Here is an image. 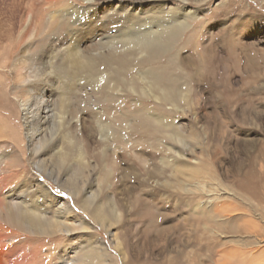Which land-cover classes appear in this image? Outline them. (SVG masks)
Here are the masks:
<instances>
[{"label":"rangeland","instance_id":"1","mask_svg":"<svg viewBox=\"0 0 264 264\" xmlns=\"http://www.w3.org/2000/svg\"><path fill=\"white\" fill-rule=\"evenodd\" d=\"M39 1L40 33L27 41L23 27L39 20L26 10L28 1L19 13L23 23L13 27L19 0H0V191L6 192L0 201V264H264V0H166L167 9L181 6L198 17L176 36H144V54L113 48L103 36H119L127 12L146 10L150 0ZM69 4L85 11L64 10ZM56 10L60 14L53 18ZM93 15L113 30L89 35L81 43L83 54L121 57L133 67L123 79L113 74L114 62L102 70L108 78L101 84L90 79L75 85L73 101L80 105L67 119L87 159L78 167L72 156L65 162L53 158L42 167L32 154L17 97L32 89L20 79L16 62L27 49L38 70L49 42L62 44L63 35ZM160 71L179 80L172 104L152 91L162 85L155 79ZM33 94L35 101L47 100L39 89ZM100 115L110 132L103 137L96 124ZM148 123L151 136L142 128ZM45 152L54 154L41 149V161ZM70 170H77L79 195L69 187ZM39 185L59 207L71 209L65 225L53 219L36 227L17 209L7 212L10 198L31 202L36 193L40 200ZM98 205L104 207L101 218Z\"/></svg>","mask_w":264,"mask_h":264},{"label":"bare ground","instance_id":"2","mask_svg":"<svg viewBox=\"0 0 264 264\" xmlns=\"http://www.w3.org/2000/svg\"><path fill=\"white\" fill-rule=\"evenodd\" d=\"M24 1L25 0H19V4H18L19 10L17 11V13L12 14V16L15 17L14 22L11 24L13 27L17 25L18 21L23 23L22 18L19 17V13L21 11L23 12L24 10V7H22ZM27 1L28 3L26 5L30 6L31 9L27 7L26 10H28L29 13L32 14L30 15L32 18L36 16V18L38 17L39 19L37 20L38 22L33 24V26L31 27H30V24L28 26L25 25L26 27H23L22 23L21 25H19L20 29L23 27L22 36L23 38H25L24 40L27 39V41H29L40 33L38 30V25L41 21L40 17L43 16V9L40 10L41 4L39 0H27ZM150 1H151V6H149L146 10H144L143 8L139 12H135L134 9H131V11L127 12L129 21L127 25L123 26V29L125 30L121 32L119 36L117 32H115V34H112V32L111 33L108 32L104 34L103 42L105 41L108 42V45H110L113 48H116L117 45H121L124 47L125 52L127 51L133 52L135 50L136 52H139V54H144L146 45H149L148 43L140 42L144 36L155 37L158 35H164L165 33H168V31L173 32L174 36H176L179 33L180 29L182 30L184 27H189L188 26L189 19L198 17L195 11L189 12L181 6H175V8L173 7L172 9L170 8L167 9L166 0H150ZM183 1L185 2L186 0H183ZM54 7H56V5H54ZM80 9H84L85 11V8L83 7L69 4V6L66 7L64 10H74L73 12H75V11H79ZM46 10H47L46 13L50 12L49 11L50 6L46 8ZM58 10L54 12L53 18H56V15H58L59 13ZM64 10H62V12H67ZM150 13L152 15H157V16L151 18L148 15ZM143 15H146V17L143 18L142 17ZM99 19L100 18H98L97 15L90 16L89 22L83 19V24L81 28L70 31L66 36L63 35L62 44L60 45H58L55 42L56 40H54V42H49L48 49L46 50L43 49L40 53L39 57L42 62H38V65H40V68L38 70L35 67H32V64L29 63L30 62L28 58L29 50L27 49L23 52L21 57L16 62L17 64L16 70L20 74V77H21L20 79H22V81L24 80L25 84L28 83L27 85L30 87V89H32V91L29 90V92L27 91L23 92V90L21 89L22 91L20 90L21 92L18 93L17 97L23 109L24 117L22 118H23V123L25 125V129L30 139L32 154L35 155V159H37L41 163L42 167H44L43 164L46 161H50V160L53 161L52 160L53 158H58V160L65 162L67 159H69V157L72 156L75 158L74 165L78 167L79 165L83 166L85 160L87 159V155L83 152V150L81 148H77V144L73 139L74 135H72L70 131V126H72L73 123L72 125H70L71 120L67 119V115L74 114L75 109L73 107L77 106L80 102V101L79 102L76 101L78 102V104L75 105L73 101V99L76 97L75 85L80 80L87 81L90 79L94 80L98 84H101L102 80L105 81L108 78V75L105 72H104L106 74L105 77L103 75L104 68L105 67L113 68L114 62H117L118 65L113 70V74L116 76L118 75L120 77L123 76V79L125 76L124 73H126L130 68L132 69L133 67L132 65L133 63H129L128 60L121 58V57H118L116 59L110 57L111 59H109L108 58L109 56H108V57H104V59H101L99 58V56L97 57L87 56L83 54L84 50H83V46L81 45V43L85 44L86 39L89 37V35L93 36L95 32L98 30L102 31L103 33L105 29L113 30L108 23H106V25H104L103 27L100 23L99 24L100 26H99L98 23L101 21ZM31 21L32 23L34 22V20H31ZM112 21H113V18H112ZM28 23H30V20L29 22H27V24ZM148 24H150V26H148ZM85 26H89V30H87V32L83 31ZM104 47L105 46L102 45V48ZM63 52L67 53V55L61 56ZM58 58H60L59 63L55 65L56 63L55 60ZM24 70L27 72L26 75H22V71ZM171 73L173 74V72ZM35 75H37V78L35 80L30 79L32 77H35ZM141 76L143 75L141 74ZM142 78L144 79L145 77H142ZM146 79H147V76H146ZM155 79L162 85L163 83L161 82L163 81L165 85L162 86V85L156 84L155 87L152 89V91L154 92V90H158L161 93V95L165 98V101H167V99H169L170 101V98L174 99V97L177 95L175 94V96H173L174 92L177 93L175 90V86L178 84L179 80L176 77H171V74L169 73V71L168 72L160 71V75H155ZM83 81H80V82H83ZM167 83L170 84V87H167ZM131 85H133V83ZM36 89L37 90L39 89L40 92L42 93L44 92L46 93V97H47L46 101L44 99V96L42 97L41 100H39V97L35 98L36 101L34 100L33 92L35 93ZM145 113L143 115H145ZM75 114L78 115L77 112ZM83 117H84V114L80 118H83ZM154 118H156L158 123H160L159 122L160 119L158 117H154ZM73 122H77V121L75 120ZM84 123L86 124L85 117H84ZM142 123H144V121H142ZM96 124H98L97 127L100 130L98 131L99 134L101 135L100 137H103L104 133H106L104 131V125H103V115H100V117L96 118ZM157 125L159 127V124ZM142 128L149 130V132H147L148 133L147 136H151L149 134L152 132L151 125L150 127L147 126L146 128V126H143ZM153 132L156 133L155 129L153 130ZM109 133L110 132L108 131L106 134L108 135ZM172 135L173 137L175 135L176 137H180V134L175 133L174 131L172 132ZM45 147L50 148V150L54 152V154L52 155V157L50 156L46 157L48 154L45 152L46 154L44 153L43 159L41 161L40 158H38L37 153L41 149H44ZM191 169L192 170H190V167H189L186 170L196 172V168L195 169L191 168ZM174 171H176L179 174H181L182 172L181 170L176 169V168H174ZM75 172H77V170H70L71 175L68 173L70 175L69 187L75 192L76 195H79L81 193V190L79 189V186H78L79 180L76 179L77 175L75 174ZM49 174L53 175V172ZM7 184L8 183H4V187ZM7 187L8 186H6L5 188ZM3 191L4 190L0 191V201L2 202L5 201L3 200L5 198H2V196L6 195V192H3ZM23 193H26V192H22V194L20 195L21 196L25 195ZM37 193L39 194L40 200H36L35 198L36 193H34L35 195H30L32 198L31 202L29 201V199L28 200L23 199L24 201L19 203L15 200V198H10L11 201H7V204L5 205L7 212L9 213L12 208L17 209L16 211L21 215V217L23 218L25 222H29L30 224H32V226H36V227H41V223H46L48 220H52V224H54V220H55L56 224L65 225V222L68 220L69 215L72 213L71 209L66 206L65 208L59 207V204H57V200L54 199L52 195L47 194L41 185L38 186ZM111 205L113 207V212L118 215L119 213L116 212L115 210L116 207H115L114 201H111ZM103 209L104 207H102V205H100L97 209L96 215H98L100 218L104 215ZM51 211L53 212L52 215L49 214V212ZM104 218L105 217L101 219L102 220L101 222H103ZM105 221L106 222H104V225H106V223L108 225L111 222L110 220H108L107 222V219ZM66 226L67 228H69V225H66ZM111 226L112 225H110L109 227ZM116 240L118 241L117 237H116ZM2 241H7V239L4 238ZM117 245L119 247L120 246L122 247V244L119 241L117 242ZM100 255H101V250H100Z\"/></svg>","mask_w":264,"mask_h":264}]
</instances>
